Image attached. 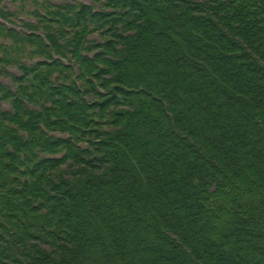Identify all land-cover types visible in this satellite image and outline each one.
Listing matches in <instances>:
<instances>
[{
	"label": "trees",
	"instance_id": "trees-1",
	"mask_svg": "<svg viewBox=\"0 0 264 264\" xmlns=\"http://www.w3.org/2000/svg\"><path fill=\"white\" fill-rule=\"evenodd\" d=\"M22 1L0 264H264V0Z\"/></svg>",
	"mask_w": 264,
	"mask_h": 264
},
{
	"label": "rangeland",
	"instance_id": "rangeland-1",
	"mask_svg": "<svg viewBox=\"0 0 264 264\" xmlns=\"http://www.w3.org/2000/svg\"><path fill=\"white\" fill-rule=\"evenodd\" d=\"M7 5H8V3H7ZM94 36H95V34L93 35V36H91V38H94ZM7 107V106H6Z\"/></svg>",
	"mask_w": 264,
	"mask_h": 264
}]
</instances>
